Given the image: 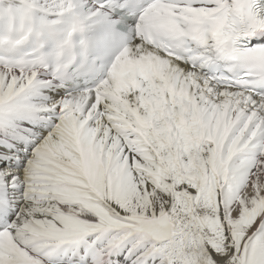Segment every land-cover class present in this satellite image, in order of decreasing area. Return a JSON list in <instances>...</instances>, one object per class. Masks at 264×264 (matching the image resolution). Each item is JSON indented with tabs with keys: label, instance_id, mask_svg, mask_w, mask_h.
<instances>
[{
	"label": "snow or ice",
	"instance_id": "obj_1",
	"mask_svg": "<svg viewBox=\"0 0 264 264\" xmlns=\"http://www.w3.org/2000/svg\"><path fill=\"white\" fill-rule=\"evenodd\" d=\"M0 264H264V0H0Z\"/></svg>",
	"mask_w": 264,
	"mask_h": 264
}]
</instances>
